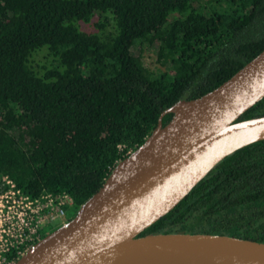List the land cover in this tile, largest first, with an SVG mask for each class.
I'll list each match as a JSON object with an SVG mask.
<instances>
[{
	"label": "trees",
	"instance_id": "trees-1",
	"mask_svg": "<svg viewBox=\"0 0 264 264\" xmlns=\"http://www.w3.org/2000/svg\"><path fill=\"white\" fill-rule=\"evenodd\" d=\"M262 48L264 0H0V176L77 208L161 110ZM261 114L264 95L235 120ZM148 232L264 242V138L218 159Z\"/></svg>",
	"mask_w": 264,
	"mask_h": 264
},
{
	"label": "water",
	"instance_id": "water-1",
	"mask_svg": "<svg viewBox=\"0 0 264 264\" xmlns=\"http://www.w3.org/2000/svg\"><path fill=\"white\" fill-rule=\"evenodd\" d=\"M264 95V48L204 93L165 107L74 214L12 264H264V242L205 232L138 233L221 157L264 138V114L235 120ZM170 118L161 124L162 114Z\"/></svg>",
	"mask_w": 264,
	"mask_h": 264
},
{
	"label": "built area",
	"instance_id": "built-area-1",
	"mask_svg": "<svg viewBox=\"0 0 264 264\" xmlns=\"http://www.w3.org/2000/svg\"><path fill=\"white\" fill-rule=\"evenodd\" d=\"M72 206L65 191L26 192L11 177L1 175L0 264H12L40 238L44 226L62 218Z\"/></svg>",
	"mask_w": 264,
	"mask_h": 264
},
{
	"label": "rangeland",
	"instance_id": "rangeland-1",
	"mask_svg": "<svg viewBox=\"0 0 264 264\" xmlns=\"http://www.w3.org/2000/svg\"><path fill=\"white\" fill-rule=\"evenodd\" d=\"M134 49H137V46ZM142 61L151 70L157 71L158 69L162 68V66L155 60L154 47H152V46L151 47H149V46H144L143 47V50H142ZM63 221H64L63 218L56 217L51 222V225L53 226L51 229L55 228L56 226L61 224Z\"/></svg>",
	"mask_w": 264,
	"mask_h": 264
},
{
	"label": "flooded vegetation",
	"instance_id": "flooded-vegetation-1",
	"mask_svg": "<svg viewBox=\"0 0 264 264\" xmlns=\"http://www.w3.org/2000/svg\"><path fill=\"white\" fill-rule=\"evenodd\" d=\"M76 208L75 207H71L70 209H68L66 212H65V214H64V216L62 217L63 218V220L65 221L66 219H68L69 217H71L73 214H74V210H75ZM53 226L51 225V224H49V225H47V226H44L41 230H40V237H42L43 235H45L47 232H49L50 230H52L51 228H52Z\"/></svg>",
	"mask_w": 264,
	"mask_h": 264
}]
</instances>
